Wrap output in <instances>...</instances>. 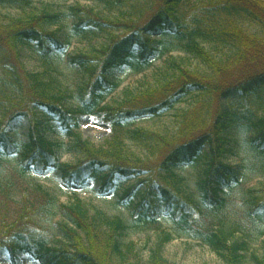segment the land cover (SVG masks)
I'll list each match as a JSON object with an SVG mask.
<instances>
[{"label":"trees","instance_id":"1","mask_svg":"<svg viewBox=\"0 0 264 264\" xmlns=\"http://www.w3.org/2000/svg\"><path fill=\"white\" fill-rule=\"evenodd\" d=\"M2 1L28 3L26 0ZM117 1L134 4L145 1L156 8L143 22H140L141 16H134L131 22H109L108 27L122 28L128 33L110 38L109 44L95 50L91 56L78 54L70 58V63L87 76L86 82L73 92L78 104L76 109H67L62 104V97L46 93L48 85L44 81L20 71L19 45L34 44L39 58L46 63L64 49L56 33L43 28L44 24L57 23L59 17L42 12L29 21L4 19L7 22L0 23V168L7 157L17 152L8 127L17 117H23L27 120L28 131L21 176L29 172L42 174L47 170H58L61 182L68 188H83L88 181L98 179L101 193L112 189L116 177L137 178L135 186L123 197L127 199L138 187H144L134 212L136 218L148 214L154 221L153 188L156 187L165 210L181 231L216 251L226 249L231 260H236L233 255L237 245H230L222 230L206 231L200 224L201 210L175 187L174 169L190 163L207 147L210 160L202 198L210 210L218 211L225 203L220 192L238 182L233 167L223 163L228 143L225 132L230 127L244 131L256 127L257 135L252 144L257 152L264 153V107L259 114V105L252 99L264 93V0H209L181 18L176 16L181 0ZM72 11L79 16L73 28L76 37H84L89 27L101 30L105 25L93 12L80 8ZM225 20L235 22L227 29ZM241 20L254 25L258 34L237 27L236 21ZM153 35L171 36L178 41L190 39L189 50L209 72L192 73L176 65L178 74L159 87L140 88L127 93L115 106H102L103 97L116 88L109 79L110 72L133 63L136 50L139 51L137 65L146 64L156 53L151 40ZM194 39L218 40V50L225 48L229 54L217 62ZM12 87L18 91L15 97L9 95ZM189 90L201 93L206 100L178 116L175 136L166 137L145 130L123 132L122 128L134 120L157 116L170 109L173 101ZM43 109L57 118L66 135L74 137L75 148L80 153L76 164H61L52 144L47 142L36 113ZM94 112L102 113L113 131L112 138L102 148L93 147L72 132L78 129L79 116ZM125 141L134 143L145 151V155L132 153ZM260 195L251 200L252 209L247 218L252 221L264 219V190ZM46 201L54 202L55 199L25 202L14 221L0 219V253L5 252L11 264H16L19 255H28L38 264H108L111 255L121 256L117 237L124 230V224L118 219L105 220L98 213V217H95L96 213L91 216L80 200L65 208L73 226L64 228L68 242L62 248L50 246L44 230L33 221L48 210ZM96 221L106 226L103 234L96 229ZM155 257L149 264H160L159 254ZM258 264H264V259Z\"/></svg>","mask_w":264,"mask_h":264},{"label":"rangeland","instance_id":"2","mask_svg":"<svg viewBox=\"0 0 264 264\" xmlns=\"http://www.w3.org/2000/svg\"><path fill=\"white\" fill-rule=\"evenodd\" d=\"M26 1L28 3L23 4L12 1L0 2V23L13 19L29 21L42 12L56 14L59 17L57 23L44 24L43 28L56 33L59 41L65 46L61 52L53 56L48 63L39 58L34 44L19 45L17 54L21 73H28L31 77L44 81L48 85L46 93L62 97V104L67 109L77 108L73 92L87 80L86 74L70 63V58L78 54L91 56L95 50L109 44L110 38L122 37L128 33V30L122 28L108 27L109 22H131L134 16H141L140 22H143L153 15L156 8L148 6L145 1L137 4L117 0ZM204 2L207 3L209 0H181L176 9V16L181 18ZM79 8L93 12L98 19L100 18L105 23L101 30L89 27L84 37H76L73 28L79 16L72 10ZM234 22L225 20L224 27L228 29ZM236 26L257 33L254 25L243 20L236 21ZM151 40L156 53L146 64L137 65L139 51L136 50L133 63L110 72L109 79L116 88L103 97L102 105L115 106L127 93H134L145 87H159L178 74L176 65L192 73L209 71L207 66L189 50L190 39L178 41L171 36L153 35ZM194 40L217 62L229 54L218 51L220 47H217L218 40L211 42ZM17 94L16 88H10L11 97ZM204 98L203 95L189 90L185 96L176 98L170 109L160 112L157 116L134 120L122 128L123 132L145 130L173 137L177 133L178 116ZM252 99L259 105L258 113H262L264 93L259 97L255 95ZM219 103L225 105L223 100ZM36 113L44 128L46 140L52 144L60 163L76 164L80 159V153L75 148L74 137L66 135L57 118L45 113L44 109ZM27 131L28 123L23 117H17L8 127V133L17 146V153L6 158L0 168V219L14 221L25 202L55 199L54 202L46 201L48 210L33 221L44 230L50 246L62 248L68 242L64 228H73L65 208L73 201L80 200L88 208L91 216L96 213L95 217H98V214H101L105 220L118 219L124 224V230L118 238L121 256L111 255L108 264H149L156 258V253L159 254L160 264H258L259 260L264 259V219L252 221L247 218L252 209L251 200L261 196L260 192L264 190V153L257 152L252 144L257 135L256 127L247 131L230 127L224 134L228 143L223 163L233 167L238 182L220 192L225 201L220 210H210L202 198L203 183L210 160L207 147L188 165L178 166L174 170L175 187L200 208L202 213L200 224L204 229L206 231L220 229L230 245H237V251L233 255L237 257L236 260H231L232 256L228 255L226 249L216 251L202 240L193 239L190 234L181 231L165 210L156 187L153 197L156 212L154 221L147 213L139 217L140 221H136L134 211L140 196L144 193V187H138L128 200L123 201L122 196L136 184L137 178L116 177L113 188L107 193H101L99 180L87 182L82 189L75 187L69 189L61 183L58 170H47L39 175L31 172L21 176L19 168L27 144ZM74 133L95 148L105 147L113 135L103 114L99 112L79 116L78 130ZM125 145L135 155H145V151H141L134 143L125 141ZM95 226L100 234L107 229L98 221ZM0 264H11L5 252L0 253ZM16 264L37 263L30 257L21 255Z\"/></svg>","mask_w":264,"mask_h":264},{"label":"bare ground","instance_id":"3","mask_svg":"<svg viewBox=\"0 0 264 264\" xmlns=\"http://www.w3.org/2000/svg\"><path fill=\"white\" fill-rule=\"evenodd\" d=\"M254 34L257 35L258 33H254ZM222 50H224V51H223L224 53L228 52L227 50H225V48H224V49H220V50H218V51H222ZM208 72H209V71H208ZM197 73H199V72H197ZM206 73H207V72H206ZM200 74H203V73H200ZM195 93H198V92H195ZM187 94H188V93H187ZM199 94H201V93H199ZM201 95H202V94H201ZM184 96H185V95H184ZM203 96H204V95H203ZM204 97H205V96H204ZM203 100H206V98H204V99H202V100L196 102V104L202 102ZM196 104H194V105H196ZM192 107H193V106H192ZM192 107H191V108H192ZM60 127H61V126H60ZM89 128H90V127H89ZM61 129H62V128H61ZM62 130H63V129H62ZM74 131H75V130H73L72 132H74ZM94 135H95V133L92 134V136H94ZM188 164H189V163H185V164H181V165H188ZM181 165H180V166H181ZM156 189H157V188H156ZM153 192H154V188H153ZM157 192H158V191H157ZM118 238H119V236L117 237V239H118ZM117 241H118V240H117Z\"/></svg>","mask_w":264,"mask_h":264}]
</instances>
